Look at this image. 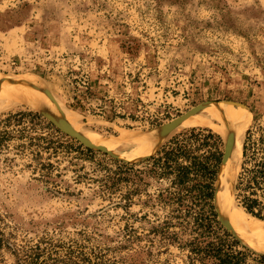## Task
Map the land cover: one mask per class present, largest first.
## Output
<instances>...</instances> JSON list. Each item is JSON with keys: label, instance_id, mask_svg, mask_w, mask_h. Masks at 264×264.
Masks as SVG:
<instances>
[{"label": "rangeland", "instance_id": "obj_1", "mask_svg": "<svg viewBox=\"0 0 264 264\" xmlns=\"http://www.w3.org/2000/svg\"><path fill=\"white\" fill-rule=\"evenodd\" d=\"M33 77L48 88L54 112L24 104L1 111L0 119L42 114L95 151L83 134L160 136L154 151L135 161L100 150L96 160L112 169V160L155 156L186 130L211 129L184 127L203 106L241 107L249 122L226 190L244 218H254L234 194L244 167L264 157V0H0V80ZM211 130L229 153L217 191L236 130ZM250 132L255 153L244 165ZM29 161L0 151V264H202L190 252L198 234L173 228L179 237L168 240L156 232L169 211L143 204L144 194L125 206L120 194L129 189L102 197L96 184L76 183L71 172L56 191L33 176ZM81 164L87 172L95 167ZM146 181L150 193L166 186ZM214 205L221 226L239 241L236 249L248 253L245 264H264V252L241 239Z\"/></svg>", "mask_w": 264, "mask_h": 264}, {"label": "trees", "instance_id": "obj_2", "mask_svg": "<svg viewBox=\"0 0 264 264\" xmlns=\"http://www.w3.org/2000/svg\"><path fill=\"white\" fill-rule=\"evenodd\" d=\"M251 139L250 132L244 146V165L250 159V150L254 157L255 143ZM223 147V140L211 129L191 128L174 137L155 156L138 163L112 160L116 164L112 169L103 160H96L100 151L68 137L42 114L17 112L0 119V151L13 157L28 156L26 167L33 176L56 191L61 190L63 177L71 172L76 183L96 184V194L102 197H113L124 187L129 189L120 194L125 206H131L135 197L144 194L143 204L169 211L156 232L168 240L179 237L171 231L173 228L183 227L184 232L189 229L198 234L193 241L197 245L190 252L202 264H245L248 253L236 249L239 241L221 226L214 205ZM14 160L6 158L7 162ZM82 162L95 167L87 172ZM146 178L164 181L166 186L150 193ZM234 198L248 215L264 221V157L253 168L244 167ZM258 259L264 262V256Z\"/></svg>", "mask_w": 264, "mask_h": 264}, {"label": "bare ground", "instance_id": "obj_3", "mask_svg": "<svg viewBox=\"0 0 264 264\" xmlns=\"http://www.w3.org/2000/svg\"><path fill=\"white\" fill-rule=\"evenodd\" d=\"M7 79L8 78L4 81L0 80V112L24 104L37 110L40 109L45 113L54 110L51 106L52 101H49V98L47 99L49 91L47 90L48 88H45L46 86L44 82L42 84L40 80L38 81V79H34V77L17 80ZM45 89L47 90V94L44 92ZM43 93L47 96L45 97ZM54 108L56 110V106ZM53 117L55 116L53 115ZM248 122L249 117L246 111L241 107L220 103L208 104L207 106L201 107L197 110L196 115L193 118L186 121L184 127H209L219 131L224 136H226V132L230 127H235L236 144L233 146L235 148L227 168L225 167V169H222L220 172L215 203L220 217L222 219L223 217L228 218V224H231V229L241 239L264 252V221L254 218L245 219L243 215H247L240 211L243 214L242 215L234 207L235 202L231 197L228 198L226 190V187L231 180H229V178L226 179V176L228 177V174H230V166H232L233 163L234 165L237 163L236 157L239 156L240 153L241 136L244 128L246 129ZM215 123L218 124V127H216ZM83 136L92 140L96 146L106 149L126 161H135L151 154L155 149L156 142L161 139L158 135L148 139L146 136H140V134L128 133H123L120 137L114 140H104L100 137L93 139L89 134H83ZM230 136H232V134ZM151 139L154 140L152 141ZM231 142L234 143L233 140ZM229 145L231 147V144Z\"/></svg>", "mask_w": 264, "mask_h": 264}, {"label": "water", "instance_id": "obj_4", "mask_svg": "<svg viewBox=\"0 0 264 264\" xmlns=\"http://www.w3.org/2000/svg\"><path fill=\"white\" fill-rule=\"evenodd\" d=\"M50 122H52V123L58 128V129H60V130H61L64 134H66L67 136H71L73 139H76V140L79 141L81 144H83L85 147H88V148H90V149L95 150V147L86 144V143H85V142H84L79 136H72V135H70L69 133L63 131V130H62L60 127H58V126L56 125V123H54L53 121H50ZM166 132L169 133L170 130H168V131L166 130ZM100 150H101V151H105V152H107L105 149L98 147V151H100ZM228 157H229V153H225L221 165H223V164H225V163L227 162ZM216 192H217V191H216Z\"/></svg>", "mask_w": 264, "mask_h": 264}]
</instances>
